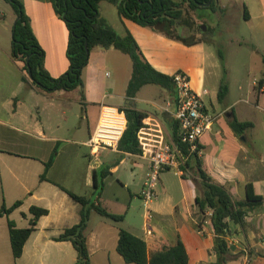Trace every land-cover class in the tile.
<instances>
[{
	"label": "crops",
	"instance_id": "obj_1",
	"mask_svg": "<svg viewBox=\"0 0 264 264\" xmlns=\"http://www.w3.org/2000/svg\"><path fill=\"white\" fill-rule=\"evenodd\" d=\"M20 1L32 32L45 52L46 71L52 77H60L70 65L66 22L57 15L50 0ZM236 5L243 18L247 8L249 19L244 18L246 22L264 27V0H239ZM99 12L118 33L128 30L135 37L154 68L170 76L185 72L191 87L202 94L207 111L216 116L212 129L201 138L200 156L201 167L213 182L227 187L238 201L247 198L248 184H252L256 195L264 198V93L260 88L256 92L255 82L252 99L240 97L232 101L233 90L228 86V95L223 101L218 100L216 108L213 98L208 96L210 87L215 89L220 77L209 72V66L216 67L217 63L206 40L185 44L171 39L149 27L122 19L117 7L107 0L100 2ZM2 19L6 23L17 17L12 9L8 13L4 11ZM114 22L121 25L120 29ZM121 55L125 54L115 48L92 49L83 71L84 85L72 91L43 93L22 80L23 72L16 86L8 79L0 80V212L4 205L10 208L17 201L22 202L11 213L4 211L0 215V264H74L78 253L73 244L55 240L66 228L81 220L83 206L65 190L97 200L99 189L95 178H99L101 172L108 173L100 196L102 207L112 214L123 215L124 219L114 223L91 211L86 234L92 264H132L117 251L120 228L145 240L150 250L172 245L180 239L187 249L189 264L215 261V229L207 213L202 214L198 209L197 198L203 195V182L195 170L190 169L185 176L178 173L180 189H175L160 175L159 184L163 185L165 197L155 205L154 237H147L143 222L138 218L150 152L174 141L176 105H169L173 106V111L164 108V115L157 110L162 108L163 89L153 86L147 96H143L147 85L133 99L135 107L147 113L140 133L141 154L123 155L120 151L103 149L98 160L91 156L87 142L98 124L102 107L121 109L127 102L133 66L130 58L127 60ZM214 75L216 81L212 84ZM259 79L264 80V77ZM23 88L28 93L26 98L33 99L32 109L38 110V115L24 118L27 131L21 134L13 120L21 115L26 104L16 95ZM238 90L242 91L243 87L239 86ZM14 96L17 97L12 107ZM141 104L153 108L148 110ZM233 116L253 123V127L237 135L229 124ZM57 147L55 162L47 178L41 180L45 163ZM116 185L127 192L126 198L122 199L118 193L107 195V189ZM176 193L180 196L177 203L174 202ZM32 206L47 209L48 214L39 218L22 256L15 260L8 221H14L18 228L29 227ZM227 241L231 247L229 264H264V202L245 216L243 225L230 224Z\"/></svg>",
	"mask_w": 264,
	"mask_h": 264
},
{
	"label": "trees",
	"instance_id": "obj_2",
	"mask_svg": "<svg viewBox=\"0 0 264 264\" xmlns=\"http://www.w3.org/2000/svg\"><path fill=\"white\" fill-rule=\"evenodd\" d=\"M10 4L17 18L13 27L11 58L15 62L23 63L22 80L31 83L39 91L50 93L55 90L72 91L83 87V71L89 63L90 54L95 47L103 49L115 48L129 56L132 61L133 72L127 87V102L121 108L127 118V127L119 142L118 151L123 155L141 154L143 152L140 143V132L144 128V120L147 113L135 107L133 99L139 91L147 85H155L166 90L171 97L176 96L173 76L165 74L154 68L145 58L135 37L126 30L120 34L108 21L100 15L99 4L103 0H50L55 12L65 22L69 31L67 57L69 69L58 78L52 77L44 67L45 52L35 38L29 20L25 15L23 4L20 0H5ZM114 4L122 19L131 20L143 27H149L156 32L181 41L190 42L182 35H175L173 29L180 27L181 21L186 17L187 11H195L209 0H107ZM216 0H212L208 6L215 9ZM244 18L249 19L247 8ZM88 44V50L86 49ZM264 61V58H263ZM30 70V72H29ZM29 73L31 78L29 77ZM229 87L221 82L218 100L223 101L228 95ZM232 130L238 135L247 128L253 127L251 122H242L233 116L229 120ZM179 125L176 122L173 129V139L180 147L185 149L179 140ZM59 148H55L50 159L45 163V172L41 180H45L48 170L52 167L58 155ZM198 154L190 156L185 171L195 170L203 182V195L197 198V206L202 214L211 211V221L215 229V261L211 264H229L231 247L227 236L230 224H244L245 216L256 207H259L264 198L254 192L252 184L247 185V198L242 201L235 200L230 190L213 182L210 176L202 169ZM107 172H101L99 178H95V186L99 189L98 199L90 200L84 196L76 195L65 190L75 201L83 206L81 220L78 224L66 228L56 237L57 241H70L75 247L78 256L74 264H92L87 240V227L91 211L94 210L103 217L119 223L124 219L123 215L108 212L102 207L100 196L104 187V179ZM185 176V175H184ZM17 201L12 207L5 205L0 212L11 213L21 205ZM33 218L27 228H18L12 220L8 221L11 248L15 260L19 259L24 246L31 234L35 231L40 217L47 215L48 210L36 206L30 208ZM118 253L127 263L132 264H189V255L184 243L178 239L172 245L163 246L160 249L150 250L148 244L142 238L132 234L124 228H120L117 245Z\"/></svg>",
	"mask_w": 264,
	"mask_h": 264
},
{
	"label": "rangeland",
	"instance_id": "obj_3",
	"mask_svg": "<svg viewBox=\"0 0 264 264\" xmlns=\"http://www.w3.org/2000/svg\"><path fill=\"white\" fill-rule=\"evenodd\" d=\"M181 1V0H177ZM220 6H219V4ZM215 5V9L210 7H200L196 13L194 11H187L186 17L179 24L178 29H173L175 35H182L187 40L202 39L206 40L209 44V49L214 51L216 67L209 66V72L217 73L220 77L218 80V86L213 89L210 87V96L213 98L216 108H218V92L221 82H225L233 90L232 101L241 98L252 99L254 95L253 82H255V89L258 92L259 88L264 85V80L259 79L264 77V27L258 26L255 23H248L244 20L241 14V10L237 9V3L239 0H220ZM110 8H114L113 5H108ZM223 7H226L225 9ZM12 9L10 5L0 0V80L3 78L10 80L16 86L15 83L19 81L22 71L23 63L15 62L11 58V45H12V28L15 22L7 20L4 23L2 17L4 11L10 12ZM120 29L121 25L118 22H114ZM264 25V22H263ZM205 28V29H204ZM204 29V30H203ZM130 60L127 55H121ZM26 74V71L23 72ZM217 79V77H216ZM212 84L216 81L215 75L212 76ZM261 82V83H260ZM259 84H261L259 86ZM155 85H148L144 89L143 96H147L148 92ZM242 86L243 90L239 91L238 87ZM162 89V88H161ZM164 90V89H163ZM162 92L163 99L161 101L162 108H158V112L165 114L164 108H169L173 111V106H169L173 103V97L169 96L168 92L164 90ZM19 94V96H18ZM9 96L10 94H5ZM16 95L23 98L26 101L22 107L21 115L15 120L13 124L18 128L21 134L27 131L26 125H24V118L30 117V114L34 117L38 115V110L32 109L33 99L26 98L28 93L26 89H21ZM16 96V97H17ZM16 97L13 98V106ZM25 97V98H24ZM145 109L151 110L153 107L142 105ZM208 108L212 111L213 108L208 102ZM170 117H173L171 112H167ZM169 171V172H168ZM166 171V174H161L162 178L173 185L175 189H180V177L176 170L171 169ZM160 182V181H159ZM157 199L153 202L152 207L155 209L157 202L162 201L164 196L163 185L158 184ZM114 193H118L120 197L126 198L128 196L126 191L121 190L117 185L114 188L107 189V195L110 196ZM180 196L175 194L174 202L179 201ZM144 203L142 201V207L140 208V220L144 225Z\"/></svg>",
	"mask_w": 264,
	"mask_h": 264
},
{
	"label": "built area",
	"instance_id": "obj_4",
	"mask_svg": "<svg viewBox=\"0 0 264 264\" xmlns=\"http://www.w3.org/2000/svg\"><path fill=\"white\" fill-rule=\"evenodd\" d=\"M173 78L176 90L173 100L176 105L174 115L179 125V140L185 149L172 141L150 152L148 173L140 192L145 207L144 228L148 238L154 237L152 224L155 212L152 204L157 199L156 188L161 173L174 169L183 176L188 174L184 168L186 163L194 153L201 156V138L212 129L216 120V116L207 111L202 94L191 87L185 72L178 71L173 74ZM260 89L264 93V85ZM204 93H208L207 90H204ZM126 127L127 118L124 111L115 107H102L98 124L87 142L91 156L98 160L103 149L118 151ZM211 215V211H208L207 216L210 219Z\"/></svg>",
	"mask_w": 264,
	"mask_h": 264
},
{
	"label": "water",
	"instance_id": "obj_5",
	"mask_svg": "<svg viewBox=\"0 0 264 264\" xmlns=\"http://www.w3.org/2000/svg\"><path fill=\"white\" fill-rule=\"evenodd\" d=\"M211 2H212V0H209V2L208 3H206V4H202V5H205V6H209L210 4H211ZM18 20H19V18H17L16 20H15V22H14V26L16 25V23L18 22ZM205 29V28H204ZM203 29V30H204ZM14 36V33L12 34V37ZM86 49L88 50V44H86ZM29 72H30V70H29ZM29 77L31 78V75H30V73H29Z\"/></svg>",
	"mask_w": 264,
	"mask_h": 264
}]
</instances>
